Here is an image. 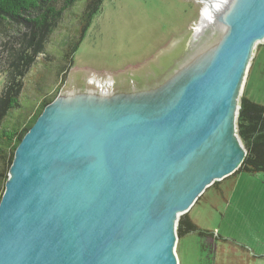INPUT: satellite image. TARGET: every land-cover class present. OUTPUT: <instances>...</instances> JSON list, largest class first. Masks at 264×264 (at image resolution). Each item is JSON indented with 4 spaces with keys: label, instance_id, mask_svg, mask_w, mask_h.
<instances>
[{
    "label": "water",
    "instance_id": "water-1",
    "mask_svg": "<svg viewBox=\"0 0 264 264\" xmlns=\"http://www.w3.org/2000/svg\"><path fill=\"white\" fill-rule=\"evenodd\" d=\"M207 3L166 75L66 79L14 152L0 264H180V218L247 155L238 119L264 41V0Z\"/></svg>",
    "mask_w": 264,
    "mask_h": 264
},
{
    "label": "rangeland",
    "instance_id": "rangeland-1",
    "mask_svg": "<svg viewBox=\"0 0 264 264\" xmlns=\"http://www.w3.org/2000/svg\"><path fill=\"white\" fill-rule=\"evenodd\" d=\"M85 1L66 10L49 36L47 53L26 74L17 118L55 93L62 78L58 68L71 51L69 89L84 85L88 71L137 84L166 75L187 49L204 5L202 0H103L84 24ZM210 20L203 14V26ZM203 39L210 43L213 37ZM256 46L242 96L264 105V41ZM5 81L6 70L0 69V93ZM215 184L187 213L195 229L179 236L180 264H264V170L239 171Z\"/></svg>",
    "mask_w": 264,
    "mask_h": 264
},
{
    "label": "trees",
    "instance_id": "trees-1",
    "mask_svg": "<svg viewBox=\"0 0 264 264\" xmlns=\"http://www.w3.org/2000/svg\"><path fill=\"white\" fill-rule=\"evenodd\" d=\"M77 0H0V69L6 70V81L0 93V200L5 188L14 152L26 132L35 123L44 107L58 94L72 67L73 53L67 54L65 64L59 66L62 75L55 93L42 97L38 106L17 118L19 97L24 78L39 56L47 53L49 36L57 27L66 10ZM87 10L81 22L88 24L103 0H86ZM94 2L95 6H92ZM49 55V54H48ZM46 58V57H41ZM41 75V74H39ZM44 75L38 80L41 87ZM43 96V94H41ZM239 134L247 148V155L239 171L254 173L264 170V105L242 97L238 119ZM232 174V175H234ZM231 175V176H232ZM220 182V181H219ZM218 182H216L217 184ZM215 184V185H216ZM195 229L187 214L180 218L178 235Z\"/></svg>",
    "mask_w": 264,
    "mask_h": 264
},
{
    "label": "bare ground",
    "instance_id": "bare-ground-1",
    "mask_svg": "<svg viewBox=\"0 0 264 264\" xmlns=\"http://www.w3.org/2000/svg\"><path fill=\"white\" fill-rule=\"evenodd\" d=\"M203 1V3H204V8H203V14L206 16V17H210L211 18V7H210V5L207 3L208 2V0H202ZM258 41H261V40H258ZM257 41V42H258ZM224 129V128H223ZM223 138H224V136L222 135V132H221V134H218L217 136H216V140H217V143H219V144H221L222 143V141H223ZM225 155H228L227 154V152H226V154Z\"/></svg>",
    "mask_w": 264,
    "mask_h": 264
},
{
    "label": "clouds",
    "instance_id": "clouds-1",
    "mask_svg": "<svg viewBox=\"0 0 264 264\" xmlns=\"http://www.w3.org/2000/svg\"><path fill=\"white\" fill-rule=\"evenodd\" d=\"M217 7H219V6L217 5Z\"/></svg>",
    "mask_w": 264,
    "mask_h": 264
}]
</instances>
